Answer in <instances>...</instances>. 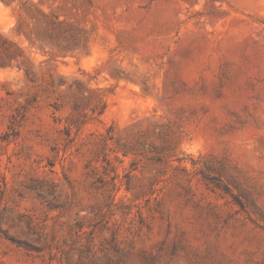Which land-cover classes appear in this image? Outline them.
I'll return each instance as SVG.
<instances>
[{
  "label": "rangeland",
  "instance_id": "1",
  "mask_svg": "<svg viewBox=\"0 0 264 264\" xmlns=\"http://www.w3.org/2000/svg\"><path fill=\"white\" fill-rule=\"evenodd\" d=\"M0 264H264V0H0Z\"/></svg>",
  "mask_w": 264,
  "mask_h": 264
}]
</instances>
